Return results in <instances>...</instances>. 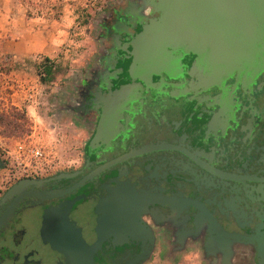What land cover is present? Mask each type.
<instances>
[{"label": "flooded vegetation", "instance_id": "obj_1", "mask_svg": "<svg viewBox=\"0 0 264 264\" xmlns=\"http://www.w3.org/2000/svg\"><path fill=\"white\" fill-rule=\"evenodd\" d=\"M159 18L149 0H127L101 21L98 68L67 107L89 131L81 163L0 180V264H75L45 241L49 213L81 229L86 264L174 262L189 249L204 264H264V49L166 43ZM159 43L164 63L132 71ZM120 186L143 197L138 228L100 233L112 220L102 200Z\"/></svg>", "mask_w": 264, "mask_h": 264}, {"label": "rangeland", "instance_id": "obj_2", "mask_svg": "<svg viewBox=\"0 0 264 264\" xmlns=\"http://www.w3.org/2000/svg\"><path fill=\"white\" fill-rule=\"evenodd\" d=\"M127 0H0V180L8 186L81 163L89 132L75 114L83 80L98 68V34L109 10ZM55 67L48 81L43 67ZM36 153H40L37 158ZM204 264L189 249L174 262Z\"/></svg>", "mask_w": 264, "mask_h": 264}, {"label": "water", "instance_id": "obj_3", "mask_svg": "<svg viewBox=\"0 0 264 264\" xmlns=\"http://www.w3.org/2000/svg\"><path fill=\"white\" fill-rule=\"evenodd\" d=\"M149 1L160 12V18L154 20V23H157V28L165 33L164 39L161 40L166 43L178 41L183 37L187 39L200 37L205 41H214L219 48L223 45L232 46L234 54L238 51L244 53L247 47H249L250 55L258 54L259 47L261 50L264 49V0ZM141 37L145 41L154 39V37H148L146 33ZM146 44L144 42V45ZM159 45L161 46L159 43L157 50L153 52L146 48L142 50L136 61V69L132 71L148 74L149 67L154 63H162L163 58L167 59L159 51ZM2 169L3 163L0 161V170ZM28 181V179L20 180L14 187L24 185ZM102 202L105 204L103 203L99 212L112 216V220L109 217H103L99 221L100 233L101 231L108 233L115 228L110 226L115 225L122 232L135 231L138 228L137 215L144 201L143 197L137 195L135 186H120L111 191ZM72 204L73 202H70L67 205L68 208ZM115 206L118 211H113ZM44 231L45 241L72 259L75 264H86L88 260L92 262L90 257L92 248L83 238L81 229L68 215L49 213L46 217Z\"/></svg>", "mask_w": 264, "mask_h": 264}, {"label": "trees", "instance_id": "obj_4", "mask_svg": "<svg viewBox=\"0 0 264 264\" xmlns=\"http://www.w3.org/2000/svg\"><path fill=\"white\" fill-rule=\"evenodd\" d=\"M43 67V70H44V74H45V78L43 81H48V79H52L53 76H54V72H55V67L53 65H50V64H42L40 65Z\"/></svg>", "mask_w": 264, "mask_h": 264}, {"label": "built area", "instance_id": "obj_5", "mask_svg": "<svg viewBox=\"0 0 264 264\" xmlns=\"http://www.w3.org/2000/svg\"><path fill=\"white\" fill-rule=\"evenodd\" d=\"M38 156H40V153H36V156L35 157L37 158Z\"/></svg>", "mask_w": 264, "mask_h": 264}]
</instances>
